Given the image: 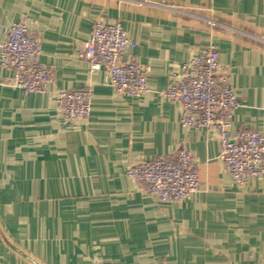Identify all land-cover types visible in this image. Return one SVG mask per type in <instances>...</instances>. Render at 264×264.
Masks as SVG:
<instances>
[{
    "label": "crops",
    "instance_id": "obj_1",
    "mask_svg": "<svg viewBox=\"0 0 264 264\" xmlns=\"http://www.w3.org/2000/svg\"><path fill=\"white\" fill-rule=\"evenodd\" d=\"M22 19L53 73L43 93L25 94L0 65V264H264V176L235 186L217 135L182 127L180 105L159 95L213 47L239 102L230 133L264 135V0H0V47ZM95 20L134 42L126 55L147 68L140 97L116 94L80 59ZM84 88L89 115L69 127L55 96ZM177 149L198 160L189 198L158 202L126 177Z\"/></svg>",
    "mask_w": 264,
    "mask_h": 264
},
{
    "label": "built area",
    "instance_id": "obj_2",
    "mask_svg": "<svg viewBox=\"0 0 264 264\" xmlns=\"http://www.w3.org/2000/svg\"><path fill=\"white\" fill-rule=\"evenodd\" d=\"M191 17L195 12L172 9ZM210 25L214 19L200 18ZM135 46L118 22L95 20L88 40L83 43L80 59L92 71L103 68L105 84L116 94L140 97L146 92L147 68L128 58L126 52ZM41 46L22 19L5 30L0 47V65L12 71L11 87L25 94H40L50 83L53 70L39 61ZM159 95L180 105L179 124L188 129L215 133L219 141L218 158L224 171L237 187L244 179L264 176V135L256 131L230 133L233 111L239 107L229 72L221 68L213 47L199 52L172 74L167 87ZM91 91L77 89L60 91L55 96L56 109L62 123L74 127L87 119ZM125 175L132 182L145 186V193L158 202H177L198 190V160L184 149H177L171 158L157 156L131 163Z\"/></svg>",
    "mask_w": 264,
    "mask_h": 264
}]
</instances>
